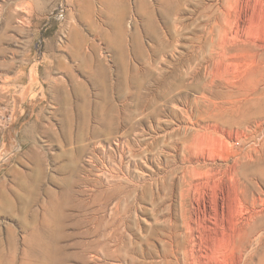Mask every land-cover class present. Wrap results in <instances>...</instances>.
<instances>
[{"label":"rangeland","instance_id":"rangeland-1","mask_svg":"<svg viewBox=\"0 0 264 264\" xmlns=\"http://www.w3.org/2000/svg\"><path fill=\"white\" fill-rule=\"evenodd\" d=\"M48 1L0 0V184L12 201L4 210L0 198V264H264V0ZM73 29L99 47L113 112L69 58ZM224 30L231 40H219ZM55 56L92 106L78 102L80 119L69 110L59 143L38 140V187L21 132L47 105L49 81H67ZM51 108L60 134L68 109ZM81 109L102 131L95 140ZM46 190L70 191L48 255L28 248L53 229Z\"/></svg>","mask_w":264,"mask_h":264},{"label":"bare ground","instance_id":"bare-ground-1","mask_svg":"<svg viewBox=\"0 0 264 264\" xmlns=\"http://www.w3.org/2000/svg\"><path fill=\"white\" fill-rule=\"evenodd\" d=\"M226 1H228V0H226ZM234 4H236V3H234ZM241 5H242V3H241ZM226 6H228L227 3H226ZM235 7H236L235 9H237V6H235ZM230 8H231V6L229 7V9ZM241 9L243 10V8H241ZM246 9L244 11H246ZM224 14H226V13H224ZM227 20H226V22L223 20L225 22L224 23L225 25H226V23L228 24L230 22L229 20L227 22ZM123 21H124V19H123ZM119 25H121L120 21H119ZM120 30H121V28H120ZM225 30H224V34L223 33L222 34H218L220 36L219 40L222 38V36L225 38L226 36H228L229 33H231L230 29L228 30L229 33H226ZM234 34H235V32H234ZM121 35H122V31H120V33H119V38H120ZM229 37L230 36H228L227 40L228 39L231 40V38H229ZM69 42H70V47H69V50H67L69 58H71L72 60H77L78 61V68L81 70V73L84 74L89 80L92 81L91 85H92L93 88L97 89L99 98L102 99L105 102V105H107V107H109V111L113 112L112 104L108 100V98H106L107 96L105 95L106 88L111 86L110 85V83H111L110 82L111 81V77H110L111 76V72L107 70L106 66L104 65L103 60H101L103 58L99 55L100 54L99 53V47L97 45H95L94 43H90L88 40H86L81 35L79 30H77V29H73L72 30ZM220 45H221V42H220ZM212 46H215V45H212ZM48 48L49 49L51 48V44L48 45ZM136 49H137V52L140 53V47L137 45V43H136ZM51 50H53V49L51 48ZM54 59H55V61L57 63L56 67L58 69H60L61 71L65 72V74L67 76V81L62 80V79L61 80L54 79V80L49 81V83H48V91H47V94H46V96H47L46 97V104L47 105L43 106V107H40L38 109L37 113L34 115L33 121L27 127H25L22 130V132H21L22 138L26 139L25 143L27 142V147H26V150L24 151V155L27 157V160H29V162L33 165L32 175L30 177V179L32 181L31 184L38 185V187L43 184L42 179H43V177L45 176V174L47 172V170H46V160H45L46 152L44 151V149L40 145L37 144L38 140L40 141V143H42V141H41L42 138H45V139L48 138V139H52V140L56 141L57 143H59L60 141H59L58 137L62 136L63 138H65L66 135H67V125L71 124L74 121V116L71 113V111H69V110H72V108H74L75 111H77V113H78L80 111V108H81V106L78 104V102L83 106L82 108H88V107L92 106V102L90 100V91L88 90V88L86 87V85L83 82L77 80V76L74 74L73 67L70 66L69 63H65L64 58L62 56H55ZM17 79H18V76L16 78H14L13 81H16ZM67 82L69 83V88H68ZM2 97H4V93H2V91H0V101H1ZM73 99L77 100V102H76L77 104L76 105L74 104ZM53 106H57L58 108H65V109L67 108L68 109V111L66 110L65 113H64L63 128H60V130H59L61 135L58 133L57 130L55 131L54 124L52 123V114H54V111L51 112L50 110H52L51 107H53ZM54 110H55V108H54ZM81 111H82V109H81ZM77 117H78V119H80L79 113H78ZM81 117H82V121H83L84 125L86 126V128L88 130H90L88 112H83V116H81ZM111 123H113V116H111V118L106 121V125L109 124L108 126H110ZM90 132H91V137L94 138V140L96 139V136L98 134L102 133V131L101 130L98 131V129L95 126H93V129H91ZM104 132L105 131H103V133ZM20 159L21 158H17L16 159L17 162L20 161ZM9 172H11L14 175V177L18 178L19 180L24 177V175L20 171H18L15 168V166L10 167L9 168ZM65 183L67 184L66 187H68L69 184H71L70 180L66 181ZM4 187H5L4 183L0 184V198H1V206H2L1 208H3L4 210L5 209L8 210V209H11V207H12V201H10V197H9L8 193L5 192V190H4L5 188ZM42 189L45 190L44 188H42ZM46 191H47L48 197H49L48 208L47 207L45 208V211H46V213L48 215L47 225L51 222V226H53L52 227L53 229L50 231L51 234H49L48 241L43 243V244L41 243V237H42L41 235L42 234L40 232L39 233H37V232L34 233L32 235L31 240L28 241V248L32 250L34 246L40 247V248H42V251L44 252V254L48 255V254H51L50 251L53 249L55 241L58 240L57 239L58 238V234L60 233V230H61V222H62L61 219L63 218V212H62V208H63V205H64L63 201H65V199H68V197L70 196V191L66 190L65 192H63L61 194V198L54 197L53 193L49 192L50 190L49 191L46 190ZM22 193L24 194V192H22ZM34 194H36V193H34ZM31 196H28V197H30V199H31ZM11 200H12V198H11ZM33 200L36 201L37 199L33 198ZM45 203H46V201H45ZM31 204L33 206V203H31ZM25 208H24V211H25ZM19 210H17V211H19ZM41 210H43V209H41ZM48 212H49V214H48ZM40 215H41V213H40ZM42 217H45V215L42 216ZM42 217H40L41 221H42L41 222V227L43 226V224H42L43 220H45V219L42 220ZM256 218H257V216H256ZM38 222H40V221H38ZM196 222H198V221H196ZM194 224H195V222H194ZM46 227H48V226H46ZM50 227H49V229H50ZM253 230H255V229L253 228L251 231H253ZM249 231L250 230H248V235H249ZM243 233H242V236H243ZM251 234H252V232H250V235ZM191 236H192V234H191ZM240 238H243V237L240 236ZM245 238H246V241H247V237H244V239ZM9 240H10V246L13 247V245L11 244L13 241L11 239H9ZM9 240H7V242H9ZM204 240H206V239H204ZM246 241L244 240L242 242L246 243ZM205 242H203V243L206 244L207 249H208V245H207L208 243H205ZM191 243H192V248H193V246H197V248H199L200 251L202 250L201 249L202 246L200 248L199 243H196L194 241L191 242ZM240 244H242V243H240ZM14 252H16V251H14ZM186 254H187V252H186ZM190 254H191V252H190ZM24 257H26V256H24ZM200 257L202 258V256H200ZM21 258H23V257H21ZM194 261H193V263H195ZM25 263H28V262H25ZM28 264H31V262L28 263ZM52 264H53V262H52Z\"/></svg>","mask_w":264,"mask_h":264}]
</instances>
